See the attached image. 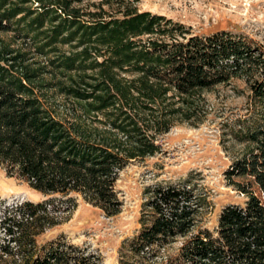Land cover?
Masks as SVG:
<instances>
[{
  "label": "trees",
  "instance_id": "16d2710c",
  "mask_svg": "<svg viewBox=\"0 0 264 264\" xmlns=\"http://www.w3.org/2000/svg\"><path fill=\"white\" fill-rule=\"evenodd\" d=\"M139 1L0 0V32L13 33L0 38V165L45 195L80 194L114 216L120 172L160 152L176 123H203L204 92L244 79L262 121L241 120L245 149L225 175L245 203L225 206L210 229L199 225L210 201L197 185L149 188L150 219L119 264H264V44L226 29L198 34ZM74 205H6L0 263L89 261L74 244L37 245Z\"/></svg>",
  "mask_w": 264,
  "mask_h": 264
},
{
  "label": "rangeland",
  "instance_id": "374dc122",
  "mask_svg": "<svg viewBox=\"0 0 264 264\" xmlns=\"http://www.w3.org/2000/svg\"><path fill=\"white\" fill-rule=\"evenodd\" d=\"M142 10L164 14L192 27L198 34L231 30L264 44V0H140ZM12 32H0V38L13 39ZM45 60V57H39ZM207 116L200 125L178 122L161 136L162 150L153 156L131 161L120 172L117 189L122 210L108 216L80 194L45 195L17 176H10L0 165V213L6 205L25 201L41 202L53 198L57 206L75 203L69 211H57L60 222L37 237L41 246L63 241L90 257L83 264H119L120 250L142 228V217L150 219L147 201L149 188L158 185L194 183L208 193L210 205L200 215L199 225L216 228L222 209L230 204L243 205L247 199L229 183L225 171L245 149L236 134L241 120L255 126L262 120L258 106L252 105L251 90L244 79H234L204 92ZM59 99H63L59 96ZM62 103V102H61ZM66 108V107H65ZM60 105L61 111L65 110ZM245 183L250 179L244 178ZM0 230V244L5 243ZM178 240L173 246L177 247ZM0 254L2 252L0 251ZM4 259L9 258L3 255ZM82 258H80L81 260ZM1 264V263H0Z\"/></svg>",
  "mask_w": 264,
  "mask_h": 264
}]
</instances>
